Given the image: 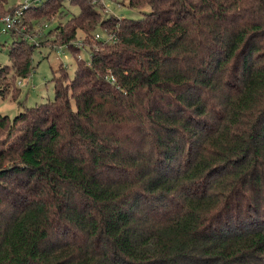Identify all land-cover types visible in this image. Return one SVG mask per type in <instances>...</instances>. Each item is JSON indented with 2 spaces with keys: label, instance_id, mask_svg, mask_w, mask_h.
Wrapping results in <instances>:
<instances>
[{
  "label": "trees",
  "instance_id": "trees-1",
  "mask_svg": "<svg viewBox=\"0 0 264 264\" xmlns=\"http://www.w3.org/2000/svg\"><path fill=\"white\" fill-rule=\"evenodd\" d=\"M69 1L0 0L28 6L0 81L40 46L76 64L0 114V264H264V0Z\"/></svg>",
  "mask_w": 264,
  "mask_h": 264
},
{
  "label": "rangeland",
  "instance_id": "rangeland-1",
  "mask_svg": "<svg viewBox=\"0 0 264 264\" xmlns=\"http://www.w3.org/2000/svg\"><path fill=\"white\" fill-rule=\"evenodd\" d=\"M7 8H15L27 0H6ZM103 3L105 8L104 16L115 17L118 19H132L136 20L142 17L141 13L136 10L129 9L126 5H121L114 0H97ZM96 1V2H97ZM64 12L66 15L61 19L62 23L71 19L72 16L78 14V8L70 5L69 0H63ZM144 13L149 12L148 8L143 10ZM103 13V12H102ZM57 23L46 22L44 25H34L31 32H37L39 38L32 36V41L35 45H39V40L42 37V32L47 34L50 30L54 29ZM26 30V27L21 29ZM29 35V34H27ZM30 36V35H29ZM28 37V36H27ZM104 37V36H103ZM17 38V36L15 37ZM38 38V39H35ZM102 38V36H101ZM13 38L10 34L0 35V68L10 65L8 58V51L12 45ZM79 58L87 62L89 55L85 50H81ZM32 67L34 68L30 76L26 80L15 78L7 74L5 79L0 81V114L13 118L21 113L25 108H32L36 105L52 101L54 98L53 79L54 72L63 66L69 78H72L75 72V60L70 52L65 47H51L40 46L33 50L31 57ZM9 83V88L6 93L4 91V84ZM17 88V94L14 95L12 85L13 83ZM19 83H21L19 85ZM12 84V85H11ZM6 85V84H5Z\"/></svg>",
  "mask_w": 264,
  "mask_h": 264
},
{
  "label": "built area",
  "instance_id": "built-area-1",
  "mask_svg": "<svg viewBox=\"0 0 264 264\" xmlns=\"http://www.w3.org/2000/svg\"><path fill=\"white\" fill-rule=\"evenodd\" d=\"M27 4L23 6L22 9H18L14 12L13 15H6L0 18V35L6 34L11 30L17 23V20L21 17L23 14V11L27 8ZM96 38H99V35L96 36ZM101 38V37H100ZM105 39L112 41L114 38L111 35H107ZM21 83H19L20 85Z\"/></svg>",
  "mask_w": 264,
  "mask_h": 264
}]
</instances>
